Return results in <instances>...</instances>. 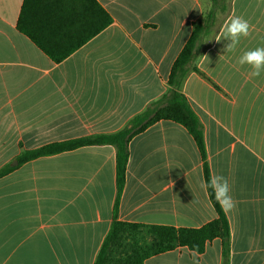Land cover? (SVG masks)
I'll use <instances>...</instances> for the list:
<instances>
[{"label":"crops","instance_id":"0c3cea01","mask_svg":"<svg viewBox=\"0 0 264 264\" xmlns=\"http://www.w3.org/2000/svg\"><path fill=\"white\" fill-rule=\"evenodd\" d=\"M112 24L60 63L17 28L23 0H0V168L23 150L110 134L168 90L172 65L211 0H97ZM196 51L182 93L198 116L211 176L231 185L236 208L229 264H264V73L239 57L264 47V0H226ZM253 26L237 48L216 42L224 22ZM205 55L208 57L206 58ZM116 150L81 147L40 157L0 178V264H93L113 221ZM203 161L188 131L159 121L129 143L117 219L200 228L217 218ZM222 240L145 264H222Z\"/></svg>","mask_w":264,"mask_h":264},{"label":"trees","instance_id":"16d2710c","mask_svg":"<svg viewBox=\"0 0 264 264\" xmlns=\"http://www.w3.org/2000/svg\"><path fill=\"white\" fill-rule=\"evenodd\" d=\"M212 8L193 24V32L174 61L167 92L146 110L134 116L124 128L110 133L52 142L36 149L23 150L18 165L40 157L72 151L93 145H111L116 150V198L113 221L93 264H145L151 256L187 247L201 254L208 242L222 240V264H229L230 227L224 211L215 201L210 188L209 199L217 218L200 228H175L119 221L117 212L126 181L129 143L159 121L182 125L195 141L203 161L205 183L211 172L207 162L204 132L198 116L182 93V87L192 72L202 74L193 62L203 37L218 21V13L226 8V0H211ZM112 17L97 0H23L17 30L28 37L54 63H60L112 24ZM203 75V74H202ZM17 166L0 168V178Z\"/></svg>","mask_w":264,"mask_h":264},{"label":"clouds","instance_id":"9594fccd","mask_svg":"<svg viewBox=\"0 0 264 264\" xmlns=\"http://www.w3.org/2000/svg\"><path fill=\"white\" fill-rule=\"evenodd\" d=\"M253 26L242 16L232 15L222 25L219 34L215 40L217 43L226 41L224 45L225 52L234 51L242 38H248L251 35ZM206 58H208L205 55ZM239 65H247L251 69L253 77H259L264 73V47H257L253 50L245 51L238 60ZM210 188L215 201L219 207L227 214L236 208V202L231 193V185L223 175H213L202 185Z\"/></svg>","mask_w":264,"mask_h":264},{"label":"water","instance_id":"95a60500","mask_svg":"<svg viewBox=\"0 0 264 264\" xmlns=\"http://www.w3.org/2000/svg\"><path fill=\"white\" fill-rule=\"evenodd\" d=\"M18 165V161L17 160H14L12 163H11V166H17Z\"/></svg>","mask_w":264,"mask_h":264}]
</instances>
